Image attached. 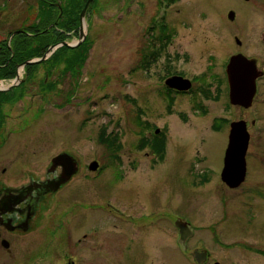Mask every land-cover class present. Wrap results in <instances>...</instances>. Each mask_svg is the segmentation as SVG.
<instances>
[{
    "label": "rangeland",
    "instance_id": "374dc122",
    "mask_svg": "<svg viewBox=\"0 0 264 264\" xmlns=\"http://www.w3.org/2000/svg\"><path fill=\"white\" fill-rule=\"evenodd\" d=\"M13 4L14 9L1 16L0 51L6 44L13 45L12 32L33 25L40 6L38 0H14ZM231 10L235 11L233 20L228 17ZM153 23L156 30L171 25L178 43L162 45V62L157 66L143 48L151 40L147 29ZM25 31L34 34L29 27ZM86 31L91 46L77 74L81 79L77 96L66 97L69 86L45 93L44 101L42 94L29 93L26 102L31 97L36 103L47 102L45 109L41 113L34 109L30 113L33 122L23 130L24 135H13L16 140L4 145L0 153L16 162H20V152L30 155L33 175L38 178H44L51 157L61 151H69L80 161L82 170L66 186L68 190L51 197L40 212L42 216L55 213L50 217V232L55 236H51L48 264H66L77 251L88 256L84 264H201L193 258L194 247L208 250V264H264V78L250 108L230 104L226 84L224 97L207 105V110L184 95L168 112L157 91L164 72L158 65L170 51L178 54L175 68L184 64L193 74L208 66L221 71L223 63L237 53L255 58L258 69L264 70V0H96L86 15ZM78 39L79 34H74L68 41ZM142 50L151 63L144 67H140ZM182 50L188 51L189 58ZM52 54L39 62H48ZM42 57L24 58L20 73L26 61ZM37 63H29L31 69L44 70ZM205 78V86H216L210 76ZM142 96L147 99L144 114ZM216 116L226 120L220 130L212 121ZM240 119L248 121L251 133L248 181L233 189L222 187L216 174L205 184H185L183 166L192 156L205 154L208 160L203 165L222 166L230 123ZM145 120L159 128L167 126V154L155 169L149 167L145 153L150 148L143 135L148 134ZM93 161L100 170L90 169ZM96 172H101L98 177ZM29 177L22 171L12 174L17 184ZM76 204L79 207L72 212ZM158 209L163 213L160 221L146 220L141 226L122 214L124 210L152 214ZM173 209L186 215L195 229L191 241H181L173 221L165 216ZM81 216L90 224L79 223ZM93 226L96 233L84 240L83 233L92 232ZM41 229L36 228L34 237H26L25 242L33 244ZM58 230L66 233L61 234L63 242L69 240L66 235L71 237V249L63 243L53 248ZM19 252L17 264H22L23 253Z\"/></svg>",
    "mask_w": 264,
    "mask_h": 264
},
{
    "label": "flooded vegetation",
    "instance_id": "af4514ba",
    "mask_svg": "<svg viewBox=\"0 0 264 264\" xmlns=\"http://www.w3.org/2000/svg\"><path fill=\"white\" fill-rule=\"evenodd\" d=\"M13 3L14 0H5L3 3L2 0H0V22H2L3 19V17L1 16L7 13L8 9H14L15 4ZM28 7H31V4H28ZM31 26L32 24L25 25L24 28H20L12 32V35L10 37L11 40L13 41L15 37L23 34H25L27 38L29 36H32L31 33L25 31L27 27L30 28ZM154 28H156V24L153 23L149 25L147 30L152 35L150 37L151 40H149L147 44L144 43L143 48L147 49L148 54L151 56L157 66L158 61L162 62V45H167V47L177 46L178 43H176V39L174 38L176 33L174 32V29L171 27V25L167 26V24H164V27L158 28L159 30H156ZM149 43L151 44V47L148 46ZM182 54L185 55L186 58H189V53L187 50H182ZM177 57L178 54L175 51H170L169 55L165 56L164 63L158 65L161 70H164L163 74L159 76L158 80V96L164 100L163 104H165V108L168 112L172 111L173 107L175 106V103L178 100V97L181 98L184 95H189L191 101L195 99L194 102L197 104V106L204 107L205 110H207V105L212 104L217 100L219 101L224 97V84L227 85V93L229 96V83L226 72V66L228 62L223 63L221 71L214 72V66H208L205 71H211L210 75H208L205 71L193 74L192 70L188 69L186 66H184V64H180L178 69L175 68L174 58L177 60ZM22 60L23 59H20V56H17L15 61H8L0 65V67H6L4 71L0 70V83L3 86L2 87L0 84V153L4 145L8 144V142H10L11 140H16L13 138V135H15L16 138L24 135L23 130H26L27 127H29L33 122L30 117V113H32L34 109H36L40 113L42 112V109H45V104H47V102L36 103V101L33 100V97H31L30 102H26V97L29 93H33L36 95L37 93L42 94L41 100L44 101L45 93L55 91L59 86H63L66 90L69 86L66 91V97L69 98V94H71V100V98H75L77 96V92H79L80 89L81 79L77 76V74H81V70H58L55 68L49 69V63L45 61L44 63L38 62L36 64L44 65L45 68L42 71H34L30 67L33 64L27 63L26 65L22 66V73H20V67L23 63ZM140 62V67H144V65L147 63L149 65L151 64L149 63V57L145 54V51L143 50L140 54ZM209 76L213 80L212 83H216L215 87L205 86V77L209 78ZM77 77L79 79H77ZM171 77L182 78L184 85H186L187 83L189 84V81H185L186 79H189L191 81V87L188 89H181L175 86H170L168 84V80ZM263 78L264 75L260 76L257 79V86ZM4 79L10 81H7L6 84H3L4 81L2 80ZM34 87L37 88V92H33ZM65 101L68 102L66 99ZM142 101L145 104L143 103L141 113L144 114L146 112L145 107L147 101L145 96H142ZM68 103H71V101ZM17 105H19L20 108H16ZM196 109L199 110V108ZM181 115L185 117V114ZM212 121L213 123H217V125L219 126V130L226 123L225 118H220L218 116L213 117ZM245 121L247 122V126H249L248 121ZM251 123L255 124L256 120L253 119ZM143 124L145 126V129H147L148 131V134H146L145 132L143 134L144 137L147 138L145 139V141L149 140L150 142V148L145 153L149 157V167L151 169H155L156 166L159 165L160 162L165 159L167 154V126L164 125L159 128L155 123H147L146 120L143 121ZM23 126H25L24 129H22ZM248 151L246 155L247 174L245 180L241 184L248 181L250 174L248 169ZM15 152L17 153V151ZM61 153L70 154L77 162L78 170L69 178V180L59 185V182L63 179L64 167L62 165H59L54 167L52 170H50V168L53 164V158ZM12 154H14V151ZM17 157L19 158L20 162H16L15 160H7L5 158V155L1 156L0 154V262L4 264L5 261L2 262V260L3 258H6V264H17L20 258L18 254H20L19 251H21L23 253V256H21L22 264H48V258L51 251V236H55L50 232L53 224L52 219L55 213L51 215L49 213H45V215L42 216L40 212H43L47 208L51 197H54L55 195L63 192V190L65 191L67 189L66 186L71 182L73 178L75 179V177L82 170V166L80 164L79 159H77L69 151H61L51 157L44 178H38L33 175L34 170L33 168H31L32 165L30 166V163L32 162L30 160L31 156L26 155L25 152H20L19 154H17ZM207 160L208 156L205 154L200 156L195 155L192 156L191 159L186 160L183 166V171L185 173V176H183L184 183L187 185L189 184L190 186H197L203 183L205 184L206 182H209L213 179V175L218 174L219 179L221 181L218 184H220L222 187L228 188L229 186L222 180L221 176L224 167V157L222 166H215L217 168H214L212 166L211 168L210 166L205 164L203 165V163H205ZM6 162L8 164H6ZM17 163H19V165ZM199 164H201V167L198 166V169H196L195 165ZM86 167H83V169H86ZM98 169L100 170V168ZM18 171H22L25 174H29V180L21 184L15 183L16 180L12 178V174L17 173ZM99 173H94L95 177H98ZM157 204L160 203L158 202ZM54 206L51 207L52 210ZM78 207L79 205L76 204V207L74 210H72V212L77 211ZM175 212L176 209H173V211H168L167 213H165V216L170 221H173V224L178 229L179 235L180 230L177 226V221H185L187 225H189L192 232L184 242L191 241V239H193L194 237L195 229L193 228L191 222L189 221L186 215L176 214ZM122 214L125 216V218H127V220L131 222H136V225L139 226L143 225L146 220L149 222H158L160 221L163 215L161 209L152 212V214L144 212L141 213V215H135L133 213H129L127 210H124ZM39 216L41 217V221H43V223L40 220H37ZM50 217L52 219H50ZM84 222L89 225L91 221L81 216L79 219V223L83 224ZM38 227H42L39 232V235H37L38 238L33 242V244L26 243L25 238L28 236H32V233ZM58 232L59 233L57 234L56 239H52L53 248L58 247V245L63 243L64 247L66 246L67 248L71 249L73 245L71 237L66 235L69 240L67 242H63L61 240V234L65 232L60 233L59 230ZM92 233H96L95 226H93L92 232L90 231L83 233V237L85 238L84 240H87L88 237L91 235L94 236V234ZM78 241L80 243L81 239H79ZM124 247L127 248L129 247V245H126ZM185 248H188V244H185ZM194 249L197 248L194 247L193 250ZM198 249L201 250L200 247H198ZM84 253H79L77 251L75 255H70L69 259H67L66 261V264H84V262L87 261L88 257H86ZM210 260L211 257L210 253L208 252V258L202 264H208Z\"/></svg>",
    "mask_w": 264,
    "mask_h": 264
},
{
    "label": "water",
    "instance_id": "95a60500",
    "mask_svg": "<svg viewBox=\"0 0 264 264\" xmlns=\"http://www.w3.org/2000/svg\"><path fill=\"white\" fill-rule=\"evenodd\" d=\"M93 0H87L80 14L79 26V39L75 43L63 41L56 45L49 47L46 55L42 58L28 60L25 62L33 63L39 62L41 59L45 60L50 56L58 47L66 45L69 47L79 46L87 36L86 31V15ZM228 17L233 20L235 18V11H229ZM264 39V38H263ZM227 78L229 83V98L230 102L234 105H241L245 108L252 106L254 97L257 93V79L264 75V71H260L257 67L255 58H248L243 53L233 54L226 66ZM179 77H171L168 80L170 86H175L181 89H188L191 87L189 84H183V79ZM250 143V133L248 131L247 122L245 120L233 121L230 125V133L228 138V145L224 156V167L222 170V180L229 187L239 186L246 177L247 173V151ZM62 165L64 167L63 179L59 185L69 180V178L78 170V164L74 158L68 153L58 154L53 158V164L50 170L54 167ZM99 163L93 161L90 164L91 170H96ZM177 226L180 229L181 240L185 241L191 234V230L187 223L183 220L177 221ZM193 257L199 263H204L208 258L207 250L199 251L194 250ZM219 264V263H215Z\"/></svg>",
    "mask_w": 264,
    "mask_h": 264
},
{
    "label": "trees",
    "instance_id": "16d2710c",
    "mask_svg": "<svg viewBox=\"0 0 264 264\" xmlns=\"http://www.w3.org/2000/svg\"><path fill=\"white\" fill-rule=\"evenodd\" d=\"M38 1L40 6L37 13L35 12L37 18L29 28L34 32L32 38L28 39L25 34L18 35L12 46L6 44V48L3 47L4 50L0 51L2 63L15 61L17 56L20 59L43 56L50 46L68 41L74 34H79L80 13L87 0ZM95 1H92L90 7ZM87 39L86 37L77 47H58L48 60V68L54 69L63 64L61 69H82L91 46ZM5 69V66L2 67V70Z\"/></svg>",
    "mask_w": 264,
    "mask_h": 264
},
{
    "label": "bare ground",
    "instance_id": "6f19581e",
    "mask_svg": "<svg viewBox=\"0 0 264 264\" xmlns=\"http://www.w3.org/2000/svg\"><path fill=\"white\" fill-rule=\"evenodd\" d=\"M78 41V40H77ZM69 42V41H68ZM44 56V55H43ZM260 70V69H259ZM260 71H263V70H260ZM248 127V126H247Z\"/></svg>",
    "mask_w": 264,
    "mask_h": 264
}]
</instances>
